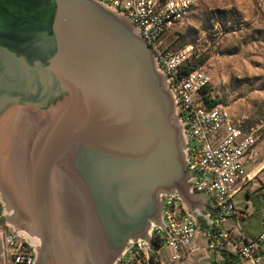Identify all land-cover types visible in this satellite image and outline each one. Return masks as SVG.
I'll list each match as a JSON object with an SVG mask.
<instances>
[{"label": "water", "instance_id": "95a60500", "mask_svg": "<svg viewBox=\"0 0 264 264\" xmlns=\"http://www.w3.org/2000/svg\"><path fill=\"white\" fill-rule=\"evenodd\" d=\"M170 81L140 30L100 0H0V225L31 264H114L163 198L198 229L214 201L189 184Z\"/></svg>", "mask_w": 264, "mask_h": 264}, {"label": "built area", "instance_id": "2783aa9c", "mask_svg": "<svg viewBox=\"0 0 264 264\" xmlns=\"http://www.w3.org/2000/svg\"><path fill=\"white\" fill-rule=\"evenodd\" d=\"M100 1L122 11L138 27L169 78L186 135L185 170L193 174L189 184L195 192L206 193L215 205L211 224L203 229L205 248L218 251L228 244L238 258L259 264L264 225L253 238H244L232 201L233 194L248 178L243 160L255 147L253 130L243 127L224 105H206L202 91L208 89L210 79L203 68L191 66L192 58L197 56L192 43L171 51L161 41L163 32L182 20L195 0ZM162 219L169 235L153 227L151 247L135 241L114 264H183L182 258L193 250L191 244L198 228L174 197L163 198ZM0 239V256H6L8 264L32 263L33 252L24 239L2 225Z\"/></svg>", "mask_w": 264, "mask_h": 264}, {"label": "rangeland", "instance_id": "374dc122", "mask_svg": "<svg viewBox=\"0 0 264 264\" xmlns=\"http://www.w3.org/2000/svg\"><path fill=\"white\" fill-rule=\"evenodd\" d=\"M161 41L171 51L192 43L197 55L193 66L209 75L207 95L253 130L256 144L246 157L253 176L246 195L264 198V0H195L183 19L163 32ZM246 195L238 191L232 201L234 206L246 204L250 213L241 227L252 236L264 201ZM258 256V263L264 264Z\"/></svg>", "mask_w": 264, "mask_h": 264}, {"label": "crops", "instance_id": "0c3cea01", "mask_svg": "<svg viewBox=\"0 0 264 264\" xmlns=\"http://www.w3.org/2000/svg\"><path fill=\"white\" fill-rule=\"evenodd\" d=\"M247 160L248 159L246 158L243 160V165H244L243 167H244L245 172L248 175V178L244 183H242L239 186V188L237 189L235 193H237L238 191H244L246 195L247 188L251 187L250 186L251 177L253 175L250 176V172L248 171V167H247ZM244 161L246 165L244 164ZM251 195L261 198L258 193H253ZM261 199L264 201V198H261ZM236 203L238 205L242 202L240 200H236ZM235 207H236V210L238 211L240 230L242 232V235L246 239L253 238L259 233V231L262 229L264 225V208L261 210V213H260V221L257 227V232L252 234V236H248L244 233L241 226L244 223L245 217H247L250 212L246 204L243 207H239V206H235ZM198 233H199L198 235L197 234L195 235L192 241V244H191L193 250L191 251L190 254L186 255L181 260L183 264H251V261L247 259H240L235 254H233L228 244H226L223 249L218 250V251L206 249L203 229H199ZM237 235H238L237 231H234L233 236L236 237ZM1 251H2V245H1V239H0V252ZM258 253H260L261 257L264 259V242L261 243V245L259 246ZM0 264H8V259L6 256L4 255L0 256Z\"/></svg>", "mask_w": 264, "mask_h": 264}, {"label": "trees", "instance_id": "16d2710c", "mask_svg": "<svg viewBox=\"0 0 264 264\" xmlns=\"http://www.w3.org/2000/svg\"><path fill=\"white\" fill-rule=\"evenodd\" d=\"M191 66H193V64ZM202 92L204 93L203 98L207 106H213L215 104H218L207 95L208 89H204Z\"/></svg>", "mask_w": 264, "mask_h": 264}]
</instances>
